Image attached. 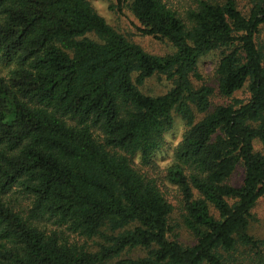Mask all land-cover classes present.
<instances>
[{
  "label": "trees",
  "instance_id": "1",
  "mask_svg": "<svg viewBox=\"0 0 264 264\" xmlns=\"http://www.w3.org/2000/svg\"><path fill=\"white\" fill-rule=\"evenodd\" d=\"M246 1L115 0L158 55L90 0H0V264H264V0ZM154 76L170 87L144 92Z\"/></svg>",
  "mask_w": 264,
  "mask_h": 264
},
{
  "label": "rangeland",
  "instance_id": "2",
  "mask_svg": "<svg viewBox=\"0 0 264 264\" xmlns=\"http://www.w3.org/2000/svg\"><path fill=\"white\" fill-rule=\"evenodd\" d=\"M90 3L94 9L105 18V20L112 25L117 31L126 35L132 41L140 44L146 51L153 54L164 55L173 52V47L165 40L155 38L150 35H143L138 31V27L141 26L138 20L133 16L129 7L125 5L122 12H118L117 7H115V0H90ZM239 7L244 10L247 7L246 0H237ZM260 38L264 39V24L260 28ZM217 55L214 53L205 55L199 60V70L204 73L208 78L209 84L215 86V80L211 78V72L215 66ZM205 77V78H207ZM170 87V82L159 76H154L145 81L141 86V89L149 94H158L166 91ZM234 97L241 98L245 97L244 91H238L235 93ZM225 99L221 98L217 93L212 97V104L224 103ZM183 122L177 117L175 125L168 131L165 135L166 137V148L163 152L159 153L154 162L159 169H164L167 164L171 162L173 147L180 140L181 133L183 130ZM260 145L256 143V148L259 149ZM243 176L242 168L237 167L235 173L230 178L234 185H239L241 183V177ZM170 187V186H168ZM170 199L175 205L177 202L178 195L175 189L170 187L168 191ZM254 219L251 223L250 232L256 237H264V198H260L255 207L252 210ZM179 213L178 209H175L172 214V218L176 221L178 219ZM178 238L181 242L185 244H192L194 242L193 236L183 227L178 229ZM132 253L137 252H130Z\"/></svg>",
  "mask_w": 264,
  "mask_h": 264
}]
</instances>
